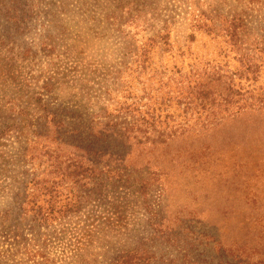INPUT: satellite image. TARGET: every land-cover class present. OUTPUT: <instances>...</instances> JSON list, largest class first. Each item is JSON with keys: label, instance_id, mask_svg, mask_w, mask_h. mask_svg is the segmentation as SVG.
<instances>
[{"label": "rangeland", "instance_id": "rangeland-1", "mask_svg": "<svg viewBox=\"0 0 264 264\" xmlns=\"http://www.w3.org/2000/svg\"><path fill=\"white\" fill-rule=\"evenodd\" d=\"M220 15L241 17L244 42L264 36V1L0 0V264H111L133 248L153 264L264 261V112L202 127L210 115L197 121L165 95L168 77L196 63L236 67L234 50L193 29ZM164 32L169 46L147 41ZM144 43L141 66L133 60ZM109 98L133 110L107 111ZM101 109L104 121L154 111L169 115L167 130L187 129L154 150L130 146L89 125ZM66 143L101 154L107 181L62 175L75 153ZM70 207L53 221L35 217Z\"/></svg>", "mask_w": 264, "mask_h": 264}, {"label": "trees", "instance_id": "trees-1", "mask_svg": "<svg viewBox=\"0 0 264 264\" xmlns=\"http://www.w3.org/2000/svg\"><path fill=\"white\" fill-rule=\"evenodd\" d=\"M251 1H264V0H251ZM250 3V2H249ZM200 18V17H199ZM195 25L193 29L203 30L212 34L215 38L221 39L222 43L229 47V51L234 50V59L237 63L236 67L231 71L223 65H204L199 66L196 63V67L191 69L188 73L178 74L173 80L174 73L168 77V83L174 86L170 87V90L165 93L169 99H173L176 102V106H183L186 110H192L196 112L197 121H200L201 115L207 113L205 118L209 117V122H202L201 126H207L208 124H219L224 118H237L244 114L251 113H263L264 112V83L261 82V77L264 76V36H258L250 41H243L245 24L241 17L237 15H220L214 17H201L194 21ZM195 33H190L187 36L189 42L195 39ZM248 37V36H247ZM147 41L153 43L159 48L169 46V34L158 33L152 37H149ZM152 44L144 43L141 46V50L135 55V63L140 62L139 65L143 66L148 59V53ZM138 65V66H139ZM160 75H163V71H160ZM157 74V71H156ZM249 82L252 87H244L241 81ZM167 85V84H166ZM118 98V96H115ZM108 99L107 111L112 108L113 112L123 110L132 111L133 103L125 102L123 108L117 107L114 102V98ZM118 100V99H117ZM120 101V100H119ZM168 101V100H167ZM119 103V102H118ZM125 105V107H124ZM115 106V107H114ZM48 109V107H46ZM115 108V109H114ZM131 108V109H130ZM137 110V109H136ZM103 111V112H102ZM104 109H101L99 117L101 119L97 121H91L89 125H97L104 135H115L119 134L120 137L128 143L130 146H148L151 150H154L158 145H165L179 137L183 136L185 129L180 127H170L167 130L166 118L162 121L160 116H156L154 111L151 114L139 116L134 118L133 116H124L122 118L111 117L107 112V121L105 120ZM120 113V112H119ZM114 114V113H112ZM217 114H222L221 117H217ZM95 119V117H94ZM121 119V121H119ZM54 120V117H53ZM58 125L62 126V121H58ZM162 126H165L163 129ZM194 126L197 124L194 123ZM159 127V128H158ZM92 129L94 127H91ZM158 130H157V129ZM71 129V127H67ZM208 129V128H206ZM71 135H76V130L68 132ZM62 143V142H59ZM75 153L70 154L66 158V162L69 163L70 167H66L62 175L67 177H75L76 180L83 179L86 173L92 172L94 178H102L107 181V175H99L107 166L103 169L99 168V163L94 160L97 158L96 154L94 157L91 151L85 150L79 145L72 143L62 144ZM91 153V154H90ZM86 155V156H85ZM89 157V159L87 158ZM85 165H84V163ZM117 169L109 167V173H116ZM107 172V169H106ZM121 175H109V178L115 183V179H122ZM115 178V179H114ZM146 180H142V184L138 185L137 192L146 193ZM70 208H66L64 211L54 212L48 210V212L41 213L40 211L35 213L36 219L44 222L47 220L53 221L54 219L62 218L67 215ZM60 216V217H58ZM152 224H150L151 226ZM13 235V240H17L19 237L22 239V233L18 231H9V234ZM7 234L6 238H8ZM16 244V243H15ZM14 247V243L12 244ZM6 250L2 253V258L6 261L9 255H6ZM6 256V257H4ZM155 260L153 253H146L145 256H141L137 248L125 251L121 257L113 260L111 264H153ZM8 262V259H7ZM190 264H197L190 262ZM257 264H264V261H259Z\"/></svg>", "mask_w": 264, "mask_h": 264}]
</instances>
